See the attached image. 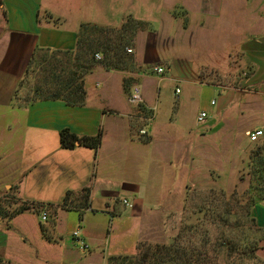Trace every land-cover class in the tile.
<instances>
[{"label":"crops","instance_id":"obj_1","mask_svg":"<svg viewBox=\"0 0 264 264\" xmlns=\"http://www.w3.org/2000/svg\"><path fill=\"white\" fill-rule=\"evenodd\" d=\"M155 1L162 15L158 30L151 28L153 19L135 12L134 0L121 15L101 11L98 18L86 14L82 0H0L1 260L108 264L110 257L134 256L158 222L180 207L196 179L195 139L219 132L235 137L240 118L229 110L245 103L240 94L247 90L256 94V130L264 131V0ZM129 17L141 25L130 31L127 66L112 70L96 62L84 76L82 105L50 98L55 85L47 76L54 65L74 69L80 26L114 36ZM155 67L163 73H155ZM173 81L186 83L187 95L176 87V117L158 122L161 96ZM193 85L223 92L203 123L197 120L201 112L187 119L179 111L185 102L200 99L202 90ZM134 86L141 90L140 106L128 102ZM64 129L78 137L101 133L100 147L94 152L76 142L63 149L59 133ZM165 130L172 134L165 136ZM169 137L176 141L159 144ZM200 153L209 164V150ZM83 188H89L86 200L80 198ZM68 192L79 204L67 210L59 206ZM33 204L45 206L40 213L49 210L46 222L32 209L7 221L6 212ZM70 211L88 250L56 230L59 214ZM26 215L37 218L32 243L24 238V219L19 227ZM251 217L256 263L264 264V198L252 206ZM50 218L56 222L45 228Z\"/></svg>","mask_w":264,"mask_h":264},{"label":"rangeland","instance_id":"obj_2","mask_svg":"<svg viewBox=\"0 0 264 264\" xmlns=\"http://www.w3.org/2000/svg\"><path fill=\"white\" fill-rule=\"evenodd\" d=\"M82 1L86 14L95 18H98L101 11L102 13L111 11L112 14L119 16L131 2V0ZM134 2L131 7L135 9V12L141 11L144 17L153 19L150 23L151 28L158 30L162 20L161 10H158V2L155 0H134ZM248 19L246 12V20ZM165 51L168 55V50ZM174 53L181 54V52H175V48ZM171 68L174 69V67ZM171 76L172 73L167 72V77ZM231 83L233 84L232 81ZM193 86L202 90L200 99L195 100V102L187 101L179 107V111L185 114L187 119L189 117L191 119L193 115L200 112L208 114L211 109H217L221 102L220 95L223 93L221 90L211 93L208 87ZM176 87L182 89L183 95H187L189 87L186 83L171 82L165 91L166 95H162L159 102L158 122L169 121V119L176 117V107L178 106V98L175 95ZM185 88L187 89L185 90ZM248 91L240 94L245 99V103L231 106L229 110V113L240 118L239 128L232 133L235 137H224L225 133L219 132L206 139H195L198 147L196 155L197 177L190 185L191 187L186 188L185 199L180 207H175V213L168 214L160 220L155 227L157 229L152 230L153 234H150L149 241H142L139 244L141 252L146 249L155 251L160 248L159 246L169 247L175 242L185 250V257H182L180 262L189 261L192 264H260L248 257V249L246 248H256L253 222H250V217L245 216L246 199L249 197L256 201L259 194V190L256 189V173H254L255 167L259 164L254 159L255 151L259 152L257 159H262L261 164L264 165V136L258 142L250 143L244 131L241 130L242 128L248 131L256 130V94L253 91ZM214 104L216 106H212ZM241 114L242 117H240ZM196 129L194 127L193 131ZM171 134L172 132L166 133V130L164 131L165 136ZM158 141H160L159 144L163 143L164 146H167L169 141L175 142L176 140L169 137L168 139L160 138ZM172 144L175 146V143ZM204 150H209L211 153V159L207 165L204 162V154L200 153ZM165 157L167 159L170 156L166 154ZM150 162H152L151 158ZM78 204L79 201L76 198L69 200L67 210L76 207ZM251 209L252 206H250L249 212ZM40 211V209L37 210V215L40 214ZM56 211L57 209L53 207L52 212L55 214ZM47 212V215L50 216L49 210ZM21 220L26 223L22 228L24 238L32 243L39 232L37 218L29 215L19 218L20 228ZM54 221L56 222L55 219L50 218L44 227L49 228L51 224H55ZM78 226L76 213L70 211L59 214L56 230L60 237L66 239L67 236H71L78 229ZM0 264L13 263L2 260Z\"/></svg>","mask_w":264,"mask_h":264},{"label":"trees","instance_id":"obj_3","mask_svg":"<svg viewBox=\"0 0 264 264\" xmlns=\"http://www.w3.org/2000/svg\"><path fill=\"white\" fill-rule=\"evenodd\" d=\"M140 25V22L129 17L127 22L124 23L120 29L115 31L114 36L112 35V31L108 32L104 29H97L96 27L89 26V24L81 25L74 58V69L66 70L63 65H54L51 69L52 72L47 76L48 78L50 77L51 82L55 85L52 93L49 92V94L51 93L52 95L50 98L61 99L70 105H82L86 96L84 90V76L89 73L91 67L96 62H99L106 69L123 70L128 62H130V54L126 51L128 49L126 47L131 42V37L133 36V33L131 34L130 31ZM98 52L102 55V59L99 61L94 58V55ZM60 95H62V97H60ZM59 139L60 146L63 149H73L75 143L79 142L81 146L97 152L101 143V133H98L93 137H78L72 134L69 130L64 129L60 131ZM254 155V159L259 163L254 170V173H256V189L259 190V194L256 201L249 197L246 199L245 216L250 217V222H253V225L255 226L249 208L264 198V165L261 164L262 159H257V157H259V152L255 151ZM71 193L72 192H68L66 194L63 202L59 206L60 208L67 209V203L70 200ZM88 193L89 188H83L80 192V198L86 200ZM84 205L87 207L86 202H84ZM48 206L51 205L49 204ZM43 208H45L43 204L22 205L18 209L13 210L10 214L7 212L5 214L7 221H9L14 216L31 209L37 212L38 209L42 210ZM175 240L177 241V238ZM159 247L160 248H157L155 251L146 249L141 252L140 249L134 256L110 257L108 259V264H192L189 261H179L182 257H185V250L175 244V242L169 247ZM246 248L248 249V257L256 261L254 255L256 248ZM1 261L2 260L0 259V262Z\"/></svg>","mask_w":264,"mask_h":264},{"label":"built area","instance_id":"obj_4","mask_svg":"<svg viewBox=\"0 0 264 264\" xmlns=\"http://www.w3.org/2000/svg\"><path fill=\"white\" fill-rule=\"evenodd\" d=\"M126 51L128 53L131 52V50H129V49H127ZM94 58L97 61L101 60V56L99 54H95ZM154 72L157 73L158 75H161L163 73V69L159 68V67H155ZM175 92L179 93V90H176ZM128 102L133 106H140V104L143 103V100L141 97V90L138 86H134L132 88V90L128 96ZM206 116H207L206 113H204V112L200 113L198 118H197L198 122L203 123L206 119ZM139 133L142 135H145L144 131H140ZM263 135H264V131L262 129H257V130L246 132L247 139L250 143L258 142L260 140V138L263 137ZM123 205L128 207V208H132V204L130 202H128L127 200H123ZM40 220H41V222H46L48 220L47 212L42 211L40 213ZM72 237L77 243L80 244L79 246H80L81 250H88L89 249V245L84 243L82 241V239L80 238V234H79L78 230L73 232Z\"/></svg>","mask_w":264,"mask_h":264},{"label":"water","instance_id":"obj_5","mask_svg":"<svg viewBox=\"0 0 264 264\" xmlns=\"http://www.w3.org/2000/svg\"><path fill=\"white\" fill-rule=\"evenodd\" d=\"M76 144L79 145V142H77Z\"/></svg>","mask_w":264,"mask_h":264}]
</instances>
